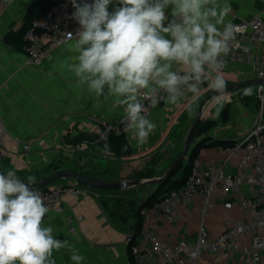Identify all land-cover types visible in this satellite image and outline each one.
Returning a JSON list of instances; mask_svg holds the SVG:
<instances>
[{"label":"crops","instance_id":"obj_1","mask_svg":"<svg viewBox=\"0 0 264 264\" xmlns=\"http://www.w3.org/2000/svg\"><path fill=\"white\" fill-rule=\"evenodd\" d=\"M50 1L58 0H11L0 14V118L6 130L0 145V173L14 171L23 182H28L29 176H34L38 182L59 169L89 172L101 180H133L136 171L147 167L154 171V177L162 175L182 149L194 103L204 92L209 94L213 91L209 82L198 94L178 100L176 104L168 101L157 104L147 117L156 124V128L144 144L138 145L131 132L125 133L132 149V156L128 158L116 159L93 145L67 146L74 134L96 132L103 123L117 121L124 106L116 104V96H97L88 90L86 84H78V78L70 70V65L77 63L75 57L78 53L74 44L78 38L53 48L37 66L28 65L24 51L6 43V36L23 26L32 4ZM219 2L231 5L225 23L247 20L256 14L264 18V0ZM117 6L118 2L113 0L108 10ZM166 14L171 15L170 7ZM174 66L181 71H189L176 62L172 68ZM221 76L225 85L255 78L252 66L244 63H229ZM253 87L247 88L253 92ZM247 88L242 89L243 94ZM226 101L228 109L224 118L219 120L209 118L208 114L216 103L224 107V99L216 98L208 104L203 116L215 125L194 141L203 138L237 141L254 127L253 99L248 103L242 102L235 93ZM23 144L28 145L26 150L22 149ZM223 150L206 145L199 149L197 157L220 161L224 156ZM53 166L56 168L50 170ZM53 184L85 190L84 186L71 179ZM146 188H150L149 191ZM154 188L130 187L119 191L86 188L85 195L63 194L61 210L47 212L43 220V226L53 228L55 238L69 243L68 247L53 251L52 258L56 264H74L70 259L72 248L79 249L84 256L82 264H131L125 237L134 231L135 209ZM199 207V200L195 199L190 205L189 217L161 224L159 238L193 241L200 219ZM69 216L77 218L71 225L67 221ZM241 216L236 205L224 210L222 204L217 203L205 218L204 226L209 236L214 238L224 229L227 217ZM70 227H74L73 232H70ZM200 264L224 263H215L211 255L203 254Z\"/></svg>","mask_w":264,"mask_h":264},{"label":"clouds","instance_id":"obj_2","mask_svg":"<svg viewBox=\"0 0 264 264\" xmlns=\"http://www.w3.org/2000/svg\"><path fill=\"white\" fill-rule=\"evenodd\" d=\"M79 24L74 49L77 63L70 70L78 84L87 85L97 96L118 97L125 106V132L144 144L156 124L142 113L141 92L147 96L160 90L176 104L185 90L198 94L209 79L210 87L223 91L219 74L222 56L235 39V26L225 23L231 5L219 0H70ZM171 8V17L166 9ZM167 21V23H166ZM167 37V38H166ZM173 62L190 71L179 75ZM183 86V87H182ZM252 89L244 90L250 96ZM127 150V145L125 149ZM14 171L0 173V264H56L53 251L68 247L67 240L54 237L51 226H43L49 209L32 185ZM71 261L82 264L79 249H71Z\"/></svg>","mask_w":264,"mask_h":264},{"label":"built area","instance_id":"obj_3","mask_svg":"<svg viewBox=\"0 0 264 264\" xmlns=\"http://www.w3.org/2000/svg\"><path fill=\"white\" fill-rule=\"evenodd\" d=\"M88 2L91 3L92 0ZM10 3L11 0H0V14ZM74 11L70 0H58L42 15L31 19L22 36L28 65H39L53 48L78 38L76 32L79 24L72 18ZM230 23L236 29L235 39L229 42L228 55L221 57L222 67L219 74L224 72L229 63H244L252 66L255 78H263L264 18L256 14L247 20ZM172 71L184 75L190 70L181 71L174 66ZM207 82L210 85L211 81L205 79L200 89ZM146 91L141 92L145 107L142 114L148 117L157 104L167 101V93L160 90L145 96ZM192 95L194 94L185 90V94L179 100ZM124 117L123 109V114L117 121L103 123L96 132L103 139H107L111 134L127 133ZM263 132L264 123L258 119L254 127L233 146L223 150L224 156L220 161L202 160L196 156L177 188L167 191L160 200L140 208L138 211L140 226L137 233L135 235L129 233L125 237L130 263L200 264L201 256L209 254L215 263L264 264ZM5 135L6 130L0 118V145ZM27 148V144L22 145V149ZM85 190L51 184L37 191L49 211H60L63 194L85 195ZM195 199L200 203V219L195 239L193 241L160 239L158 236L160 225L189 217L190 205ZM217 203H221L224 210L236 205L242 216L227 217L224 229L216 237L211 238L204 226V220ZM74 220L77 218L67 217L70 225ZM69 229L70 232L74 231V227Z\"/></svg>","mask_w":264,"mask_h":264},{"label":"water","instance_id":"obj_4","mask_svg":"<svg viewBox=\"0 0 264 264\" xmlns=\"http://www.w3.org/2000/svg\"><path fill=\"white\" fill-rule=\"evenodd\" d=\"M251 86H264V77L263 78H252L244 81H234L229 82L224 86L223 91H217L214 89L209 94H207L198 104L191 127L187 133L185 141L183 143L182 149L179 155L174 159L172 164L166 169V171L158 176L149 179H133V180H101L91 176L84 175L79 172H75L68 169H59L53 171L47 175L42 180L35 182L32 187L35 190L45 189L48 185H51L62 179H71L76 183L84 186L88 189L104 190V191H119L127 189L130 187H151L154 186V190L150 193L144 200L143 203L139 205V208H142L145 202H147L152 196L155 195V192L162 186L167 180L183 166V162L191 157L195 148L203 142L206 138L195 140V135L197 131L198 124L201 120V117L204 113V110L208 104L216 98H219L227 93H231L237 90H241ZM93 145L94 147L100 149L105 154L113 155V149L107 139H103L95 131H83L77 134H74L71 139L67 142V146L72 148H80V145ZM28 183V182H24ZM163 197L160 196L157 200H160Z\"/></svg>","mask_w":264,"mask_h":264},{"label":"trees","instance_id":"obj_5","mask_svg":"<svg viewBox=\"0 0 264 264\" xmlns=\"http://www.w3.org/2000/svg\"><path fill=\"white\" fill-rule=\"evenodd\" d=\"M55 2L56 1H50V2H45V3L37 2V3L32 4L28 8V11H27L26 16L24 18L23 26L20 29H18L17 31H13L10 34H8L6 36V43L16 47L19 50L24 51L25 43L22 39V36H23V32L25 31V29L30 25L31 19L34 17H38V16L42 15ZM235 93L237 94L238 98L242 102L248 103L252 100L251 96H246L242 93V89L231 92V93H227V94L219 97L220 99H224V107L222 109V112H223L222 117L223 118H224V114H226V111L228 109V103L226 100L230 99ZM200 101L201 100H197L195 105L193 106V110H192L193 113H195V110H196L198 104L200 103ZM214 125H215V123L213 121L205 120L204 116L202 115L201 120H200L198 127H197L195 138L206 133ZM107 140L113 149V152H114L113 157H115L116 159L128 158V157L132 156V149H131L130 143H129L127 137L125 136V134H111L108 136ZM235 142L236 141H224V140H216V139L206 138L203 142H201L195 148L191 157L183 162V166L180 169H178L167 180L166 183H164L162 186H160V188L155 192V195L152 196L147 202H145L142 207L148 205L151 202L156 201L157 198L164 195L167 191L174 189V188H177L181 184V182L183 181V179L185 178V176L188 173L189 165H190L191 161L193 160V158H195L197 156L198 151L201 147L207 145L210 147H220L222 149H226V148L233 146ZM126 145H127V150H124ZM55 168L56 167L53 166L50 168V170H54ZM79 173H82V174L87 175V176L95 177L92 173H89V172H79ZM176 174H179V175L176 176ZM154 176H155L154 171L151 168L147 167V168H144L140 171H136L133 175V179H149V178H153ZM142 203H143V201L140 204H142ZM139 209L140 208L138 206L134 211V217L136 218L134 231L132 232L134 235L137 233L139 226H140L139 225L140 219H139V215H138Z\"/></svg>","mask_w":264,"mask_h":264},{"label":"rangeland","instance_id":"obj_6","mask_svg":"<svg viewBox=\"0 0 264 264\" xmlns=\"http://www.w3.org/2000/svg\"><path fill=\"white\" fill-rule=\"evenodd\" d=\"M253 92L252 94L250 95L253 99V102H254V108H255V114H256V120L260 119V121L262 123H264V86H262V88H258V86H255L253 87ZM214 90V89H213ZM207 95V92L203 93L200 97V99L198 100H202L205 96ZM195 104V103H194ZM263 104V106H262ZM209 106V105H208ZM193 109V107L191 108V110ZM222 109H223V104H214L213 108H212V112H210L208 114V117L209 118H215L217 120L223 118L221 113H222ZM190 116H192V118L190 119L189 124L187 125L188 126V131L191 127V124H192V121H193V113L191 111L190 113ZM188 131L186 132V135L188 133ZM186 135L184 136V139L182 141V144L184 143V140L186 138ZM163 171H161L160 174H162ZM179 175V174H176V176ZM148 191L150 188H146Z\"/></svg>","mask_w":264,"mask_h":264}]
</instances>
